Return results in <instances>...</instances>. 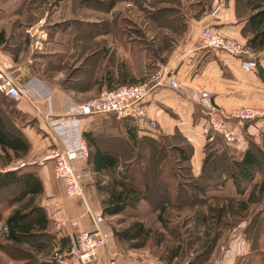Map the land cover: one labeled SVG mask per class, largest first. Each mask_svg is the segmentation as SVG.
I'll use <instances>...</instances> for the list:
<instances>
[{"label":"crops","instance_id":"1","mask_svg":"<svg viewBox=\"0 0 264 264\" xmlns=\"http://www.w3.org/2000/svg\"><path fill=\"white\" fill-rule=\"evenodd\" d=\"M221 3L224 8L216 18H211L210 12L219 3H216L210 11L206 9L195 14H192L190 9V13H187L182 8L186 16V31L174 46L172 53L165 61H161L158 58L150 59L145 52L138 79L135 78L137 81H141L151 65L155 70L153 73H164L179 81L181 85L179 89L167 85H156L146 99L149 117L158 123L157 127L150 132L174 134L180 131L183 133L194 147L193 166L197 174L203 163L204 146L209 131L208 117L212 107L218 108L226 115L244 105L264 108V80L260 76L258 68L253 71H245L237 57L221 50L204 48L200 43H193L205 26H213L246 44V37L242 32L245 25L244 14L237 10L235 0L222 1ZM185 8L188 10V7ZM69 23L86 25L81 28L82 32L75 33L74 39L81 43L77 44L78 46H73L72 51H70L69 45L58 42L59 36L61 38L67 36L66 31L70 29ZM100 23V19L92 18H54L52 21H47L44 28L39 23L27 30L30 34L31 48H48V59L51 66L48 72L58 71L56 63L53 61V58L58 54L66 52L70 55V53L77 52V56L81 57L74 65H71L73 71L69 73L67 81L63 79L64 83L59 82V77L55 75H48V79L35 75L30 64L21 63L20 57L3 50L5 44L0 45V65L9 68L23 82L29 81L32 77L43 81L46 90L52 92L53 105L58 111L65 107L66 97L75 101H86L103 90L132 81L133 67L130 63L128 69L126 63L123 64L125 73L128 72V75L126 74L124 77L118 76L117 78V74L112 80H106L101 75L97 77L96 72L100 69V57L105 53L104 48L100 46L101 36L112 32L111 30L100 32V26H98ZM34 34L42 35L40 42L35 39ZM70 34L69 32L68 36H71ZM6 37L9 38L7 33ZM90 43L93 44L92 49L89 47ZM253 53L264 65L262 58L264 51ZM162 57H165L164 54ZM114 70L116 71V68ZM59 71L63 76L64 68H60ZM204 92H209L211 96L203 97ZM14 100L18 110L36 121L37 127L32 126L29 130L32 137L29 134L28 138L32 148L24 161L27 162L25 168L37 172L43 181L44 192L40 201L51 220L48 231L55 236L54 248L69 255L63 264H81L77 259L71 257V252L74 248L76 234L82 229L90 228L91 221L83 214L82 198H74L69 201L65 199L62 185L54 175V162L44 160L51 149L60 144L48 123V103L39 99L38 84L32 86L31 95ZM97 120L94 117L86 118L84 130H87L86 126L89 122H94L90 130L95 132L99 124ZM261 122L263 119L249 122L232 120L230 124L238 136V140L233 146L243 152L247 147L244 132L255 134L253 129L262 128ZM148 132L140 133L149 134ZM41 133H45L46 137H42ZM91 180L92 186L85 188L86 199L93 205H97L98 202L102 204L94 185L92 173ZM50 227H54V231H50ZM117 244L116 241L118 248ZM251 247L249 241L238 240L233 263L236 264L238 259L249 256ZM126 248L125 250L118 248V254L113 264H141L145 258L144 250L130 249L127 245ZM177 261L176 259L171 264H184ZM159 264L166 263L159 262Z\"/></svg>","mask_w":264,"mask_h":264},{"label":"rangeland","instance_id":"2","mask_svg":"<svg viewBox=\"0 0 264 264\" xmlns=\"http://www.w3.org/2000/svg\"><path fill=\"white\" fill-rule=\"evenodd\" d=\"M182 1L184 11L190 13V9L191 13L195 14L200 13L204 9L210 11L216 3L228 0ZM245 1L247 0L240 1L243 6H245ZM253 1L264 3V0ZM143 6L144 4L141 0H118L116 6L110 10L104 7V9H93L82 4L79 0H0V28L4 29L9 37L6 45L3 46V50L9 51L16 57H20L21 63L26 62L30 64L35 75L47 79L48 75H55L59 77V82H63V79H66L69 73L73 71V66L71 65H74L81 57L77 56V52L70 53V55L66 52L58 54L53 58V61L56 63V70L59 71L60 68H64V75H60L61 71L48 72L51 68L49 65L50 60L48 59V48H31L30 34L27 30H30L39 23L44 28L45 23L50 20L52 21L54 18L100 19L101 31L107 32L111 30L112 32L101 36L100 46L106 52L100 57V69L96 72L97 77L101 75L103 78L105 71L110 67L111 69L116 68L118 78L120 75L118 66L126 63L127 69L130 64L133 67V72H131L132 78L137 77L138 79L141 63L146 52L143 46L145 44H140L144 40L138 39H142L143 34H146L147 41L152 40L156 36L154 26L147 24L148 19L146 18ZM185 7H188V10ZM247 13H249L248 10H245L244 15H247ZM82 27H86V25L69 23L70 29L66 31V34L68 36L70 32L71 36H64L62 38L59 36L58 42L69 45L70 51H72L71 48L73 46H78L77 44L80 45L81 43V41L74 39V35L77 32H82ZM193 43L199 44L197 36ZM89 47L92 49L93 44L90 43ZM172 51L173 48L166 54L164 53V56L168 57ZM257 58L256 56V61L258 62L259 59ZM4 97L6 96L0 93V100L3 101ZM244 106L264 110L263 107ZM5 107L10 108L7 105ZM14 119L27 138L29 136L32 137L29 130L32 126L37 127L36 121L22 115L19 117L15 116ZM94 119H98L97 122L99 123L95 131L96 133H104V135L115 137L113 145L111 144L110 146L106 143L104 147L111 148L123 160L129 161L132 159L131 161L140 183L147 176L152 188L151 201L143 200L136 208H129L113 219L106 218V221L112 228L122 229L133 220H142L147 227L164 234V244L183 243L186 250L177 260L184 264H234L235 247L237 241L241 239L249 241L251 244L253 242L255 247L261 246L260 248H264V239L260 240L259 238L260 230L264 229V211L263 213L260 212L261 209H264L263 203L252 206L249 218L239 221V217L228 214L223 219L220 228L217 230L213 228L216 209L223 207L226 212H229L227 200L239 194L235 191L231 181H228L220 189L209 191L205 196H199L196 193L194 189L196 178L200 177L203 169L201 167L198 174L194 171V147L190 161L186 163L191 168H182L184 177L180 178V180L179 177L175 176L178 165L176 153L172 149V145L191 146L192 143L190 141L177 134H174V136H172L173 134H158L157 131H149V134H143L138 131V143L134 144L135 148H131L129 145V141L131 142V140L127 138L128 134L124 123L126 120L118 119L113 114H101L94 116ZM259 119H263L262 124H260L263 126L262 128H258V130L253 129V133L255 134H251L248 131L244 132L247 147L250 141L260 146L264 144L262 139L264 116L257 120ZM128 121L132 127L137 128L133 121ZM93 123L89 122L86 129H92ZM41 134L42 137H46L45 133ZM145 136L159 138L162 145H164V150L159 152L158 148H153L150 141L144 138ZM165 137H169L171 140L168 141ZM234 148L238 155L245 151L241 152L238 148ZM20 162H15L5 167V169L19 167ZM144 166H147L146 176L144 175ZM0 169H3L1 165ZM158 171H161L159 175L157 174ZM209 172L210 169L207 170V173ZM165 184L169 187L167 192L163 189ZM250 190L245 195H249ZM162 206H166L167 210L162 214L163 218L160 220L159 213ZM1 227L2 225L0 224ZM50 231H54V227H50ZM117 245L120 250L127 249L126 244ZM155 245V241L151 240L148 246L143 249L145 258H153L158 264L159 262L168 264L159 258L163 246L158 249ZM56 251L57 249L51 246V252L54 253ZM38 257L41 260L48 258L46 255H39ZM248 257L247 255L238 259L236 264H246ZM27 259V254L4 245L3 240L0 238V264H26Z\"/></svg>","mask_w":264,"mask_h":264},{"label":"trees","instance_id":"3","mask_svg":"<svg viewBox=\"0 0 264 264\" xmlns=\"http://www.w3.org/2000/svg\"><path fill=\"white\" fill-rule=\"evenodd\" d=\"M141 1L144 4L143 10L148 19L147 24L154 26L156 36L147 41L146 34H143L142 39L139 38L138 40H144L140 44H145L143 46L150 59L156 60L158 58L165 61L167 57H162L163 54L174 48L186 31V16L182 10L183 1ZM235 1L239 13L244 14L245 10L249 12L247 15H243L245 16V25L242 32L246 37V47L253 52L264 51V3L247 0L243 6L241 0ZM79 2L93 9L106 8L110 10L116 6L118 0H79ZM98 26H100V32L103 33L101 24ZM7 42L8 38L5 31L0 29V45H6ZM262 58L264 59V56ZM118 67L119 76L124 77L128 72L125 73L123 65ZM256 68L264 80V65L260 59ZM154 71V67L150 65L147 74L141 81L132 78V81L128 83L145 81ZM115 74L114 68L109 67L103 78L112 80ZM65 81L67 80L65 79ZM112 88L114 87L109 89ZM5 105L10 108H6ZM21 115L26 116L17 109L14 99L4 97L3 101L0 100V165L3 167L0 169V224L2 225L0 238L4 245L27 254L26 264H63L50 260L53 255L51 246L54 247L55 236L48 231L51 220L46 208L40 201L44 192L42 179L34 170L26 169L27 165L5 169L15 162L24 161L32 148L31 142L14 119L15 116ZM249 121L254 120H245V122ZM124 123L128 134L127 138L131 140L129 145L131 148H135L134 144L138 143V128L132 127L128 120ZM174 134L187 139L180 131ZM84 137L89 148L88 165L95 188L101 199L105 218L113 219L129 208H136L143 200L151 201L152 188L145 175L147 166L143 168L146 177L140 183L132 159L123 160L111 148L104 147L106 143L110 146L113 145L115 137L96 133L92 130H84ZM144 138L150 141L153 148H158L159 152L164 150V145L159 138L148 136ZM165 138L168 141L171 140L169 137ZM262 139L264 142V131L262 132ZM172 149L176 153L178 165L175 176L179 177L180 180L184 177L182 168H191L186 163L190 161L193 146L172 145ZM204 153L203 171L200 177L196 178L194 185L196 193L199 196H205L209 191L220 189L228 181H231L235 191L239 194L227 200L229 212H226L223 207L216 209L213 228L216 230L220 228L223 219L228 214L239 217V221L249 218L253 205L264 204V144L260 146L250 141L245 151L238 155L234 146L230 145L222 134L209 129ZM208 169H210L209 173H207ZM159 173L161 171L157 172L158 175ZM168 188L167 184L163 186L166 192ZM249 189H251L249 195H245ZM166 210V206L160 207V220H162V214ZM263 211L264 209H261L260 212L263 213ZM113 231L117 243L126 244L130 249H144L151 240L155 241V246L158 249L163 246L159 258L168 264L180 258L186 250L183 243L164 244V234L147 227L139 219L133 220L122 229L113 227ZM259 238L260 240L264 239V229L260 230ZM251 245V253L246 264H264V248L255 247L253 242ZM39 255H46L48 258L41 260Z\"/></svg>","mask_w":264,"mask_h":264},{"label":"built area","instance_id":"4","mask_svg":"<svg viewBox=\"0 0 264 264\" xmlns=\"http://www.w3.org/2000/svg\"><path fill=\"white\" fill-rule=\"evenodd\" d=\"M224 8L223 3L217 4L210 12L216 18ZM37 41L42 35L34 34ZM202 47L224 51L241 61L245 71H253L257 67L255 54L240 40L229 36L213 26H205L199 37ZM38 84L39 99L48 103V123L60 141L51 149L44 160L54 162V175L60 181L65 199L82 198L83 214L91 221V227L82 229L75 236L71 257L81 264H113L118 254L113 228L103 216L100 202L93 205L86 199L85 188L92 186L91 173L88 165L89 148L84 137L85 119L101 114H113L118 119L133 121L139 132L151 131L158 123L149 117L146 99L156 85H167L175 89L181 87L179 81L172 76L156 72L148 79L137 83H125L112 89L103 90L97 96L86 101H75L66 97V105L58 111L53 105V94L46 90L43 81L32 77L29 81H21L13 71L0 65V93L12 99H20L31 95L32 86ZM204 92L203 97H210ZM264 116V110L250 106L234 109L229 115L212 107L209 112V129L222 134L230 145H235L238 136L231 126L232 120H255ZM27 165L21 161L19 167ZM69 255L57 250L50 260L64 262ZM141 264H158L153 258H144Z\"/></svg>","mask_w":264,"mask_h":264}]
</instances>
